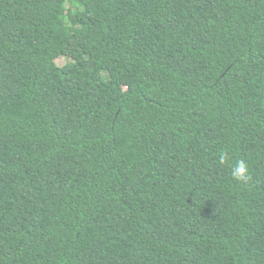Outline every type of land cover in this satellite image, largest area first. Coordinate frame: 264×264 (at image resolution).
<instances>
[{
	"label": "trees",
	"instance_id": "trees-1",
	"mask_svg": "<svg viewBox=\"0 0 264 264\" xmlns=\"http://www.w3.org/2000/svg\"><path fill=\"white\" fill-rule=\"evenodd\" d=\"M0 264H264V0H0Z\"/></svg>",
	"mask_w": 264,
	"mask_h": 264
},
{
	"label": "clouds",
	"instance_id": "clouds-1",
	"mask_svg": "<svg viewBox=\"0 0 264 264\" xmlns=\"http://www.w3.org/2000/svg\"><path fill=\"white\" fill-rule=\"evenodd\" d=\"M228 160L227 153H221L219 156L218 163L223 166ZM231 179L238 184H247L251 179L249 175V168L247 163L244 160L236 161L231 165L230 168Z\"/></svg>",
	"mask_w": 264,
	"mask_h": 264
},
{
	"label": "rangeland",
	"instance_id": "rangeland-1",
	"mask_svg": "<svg viewBox=\"0 0 264 264\" xmlns=\"http://www.w3.org/2000/svg\"><path fill=\"white\" fill-rule=\"evenodd\" d=\"M64 62H65V59L62 57V58H59V59L56 61V64L60 66V65H63Z\"/></svg>",
	"mask_w": 264,
	"mask_h": 264
}]
</instances>
